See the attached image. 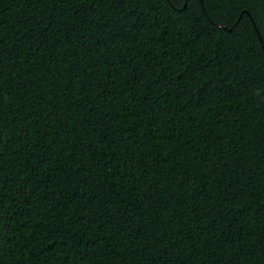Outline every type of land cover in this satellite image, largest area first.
I'll return each instance as SVG.
<instances>
[{
  "label": "trees",
  "instance_id": "1",
  "mask_svg": "<svg viewBox=\"0 0 264 264\" xmlns=\"http://www.w3.org/2000/svg\"><path fill=\"white\" fill-rule=\"evenodd\" d=\"M0 264H264V0H0Z\"/></svg>",
  "mask_w": 264,
  "mask_h": 264
}]
</instances>
